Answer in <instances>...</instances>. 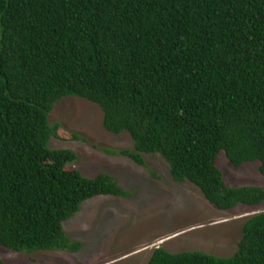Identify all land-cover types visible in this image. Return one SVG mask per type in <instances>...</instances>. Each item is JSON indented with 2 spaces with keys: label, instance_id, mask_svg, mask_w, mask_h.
I'll use <instances>...</instances> for the list:
<instances>
[{
  "label": "trees",
  "instance_id": "obj_1",
  "mask_svg": "<svg viewBox=\"0 0 264 264\" xmlns=\"http://www.w3.org/2000/svg\"><path fill=\"white\" fill-rule=\"evenodd\" d=\"M70 96L131 134L134 149L109 152L142 166L160 153L222 210L264 202L263 187L229 185L219 167L225 152L264 175V0H0V246L79 252L64 223L90 198L133 194L50 146V114ZM147 264H264V212L231 256L159 246Z\"/></svg>",
  "mask_w": 264,
  "mask_h": 264
},
{
  "label": "rangeland",
  "instance_id": "obj_2",
  "mask_svg": "<svg viewBox=\"0 0 264 264\" xmlns=\"http://www.w3.org/2000/svg\"><path fill=\"white\" fill-rule=\"evenodd\" d=\"M50 122L60 124L50 146L70 148L78 154L69 168H78L89 177L107 172L133 194L90 198L64 223L66 232L83 242L79 252L29 253L0 246L7 264H147L159 246L171 252L201 250L227 257L236 252L247 219L264 212V202L219 209L191 181L174 180L160 153H144L147 166H142L128 156L109 152L134 149V140L128 132L108 131L104 111L97 103L79 96L65 97L56 103ZM219 167L229 185L264 188L258 161L236 167L221 152Z\"/></svg>",
  "mask_w": 264,
  "mask_h": 264
}]
</instances>
